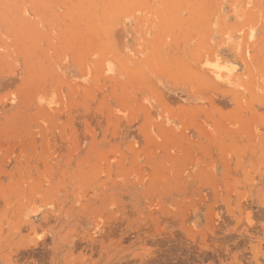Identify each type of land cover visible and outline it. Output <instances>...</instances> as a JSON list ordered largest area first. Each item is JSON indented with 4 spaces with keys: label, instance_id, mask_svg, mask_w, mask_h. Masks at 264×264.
<instances>
[{
    "label": "rangeland",
    "instance_id": "rangeland-1",
    "mask_svg": "<svg viewBox=\"0 0 264 264\" xmlns=\"http://www.w3.org/2000/svg\"><path fill=\"white\" fill-rule=\"evenodd\" d=\"M0 264H264V0H0Z\"/></svg>",
    "mask_w": 264,
    "mask_h": 264
},
{
    "label": "bare ground",
    "instance_id": "bare-ground-1",
    "mask_svg": "<svg viewBox=\"0 0 264 264\" xmlns=\"http://www.w3.org/2000/svg\"><path fill=\"white\" fill-rule=\"evenodd\" d=\"M217 73H218V72H217ZM217 73H216V74H217ZM222 74H223V73H222ZM218 76H219V75H218ZM229 86H230V85H229Z\"/></svg>",
    "mask_w": 264,
    "mask_h": 264
}]
</instances>
